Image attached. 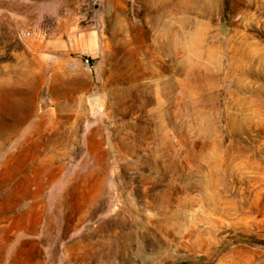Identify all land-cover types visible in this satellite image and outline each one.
I'll list each match as a JSON object with an SVG mask.
<instances>
[{
	"label": "rangeland",
	"instance_id": "1",
	"mask_svg": "<svg viewBox=\"0 0 264 264\" xmlns=\"http://www.w3.org/2000/svg\"><path fill=\"white\" fill-rule=\"evenodd\" d=\"M0 264H264V0H0Z\"/></svg>",
	"mask_w": 264,
	"mask_h": 264
},
{
	"label": "built area",
	"instance_id": "2",
	"mask_svg": "<svg viewBox=\"0 0 264 264\" xmlns=\"http://www.w3.org/2000/svg\"><path fill=\"white\" fill-rule=\"evenodd\" d=\"M85 63H86V66L90 69H93L95 67L90 59H86Z\"/></svg>",
	"mask_w": 264,
	"mask_h": 264
}]
</instances>
